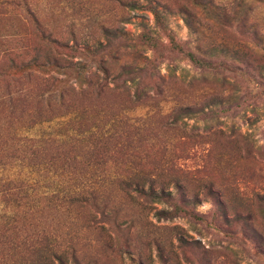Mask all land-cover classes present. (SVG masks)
I'll list each match as a JSON object with an SVG mask.
<instances>
[{"label": "trees", "instance_id": "trees-1", "mask_svg": "<svg viewBox=\"0 0 264 264\" xmlns=\"http://www.w3.org/2000/svg\"><path fill=\"white\" fill-rule=\"evenodd\" d=\"M40 5H57L58 19L65 12L70 24L60 26L67 29L49 24ZM59 5L96 6L85 19L72 20ZM102 5H114L113 12ZM170 5H190L181 8L191 31L199 29L197 9L240 38L233 33L205 51L179 41L167 24ZM125 9L150 12L153 23L140 21L133 34ZM263 9L264 0H0V264H108L113 255L122 264L128 255L154 264L151 247L167 264L162 228L149 221L151 213L224 232L219 219L229 217L228 188L208 169L207 137L230 136L208 125L203 133L172 131L184 119L209 124L245 104L255 108L256 89L264 87ZM162 51L189 60L202 78L180 77L172 63L163 74ZM88 52L94 65L84 57ZM93 66L102 75L69 84ZM226 73L245 77L247 86L233 77L230 89ZM209 75L220 89L206 83ZM111 93L124 102H109ZM192 96L197 100L182 102ZM162 100L174 105L155 111L152 105ZM164 114L171 120L154 121ZM199 190L212 201L211 216L197 210ZM230 197L245 207L264 203V191L248 192L240 183ZM236 214L243 233H255L251 213ZM177 239L187 243L182 233Z\"/></svg>", "mask_w": 264, "mask_h": 264}, {"label": "rangeland", "instance_id": "rangeland-1", "mask_svg": "<svg viewBox=\"0 0 264 264\" xmlns=\"http://www.w3.org/2000/svg\"><path fill=\"white\" fill-rule=\"evenodd\" d=\"M57 5H40L42 9V15L53 27H59L67 29L60 25L70 24L69 16L65 15L64 12L58 19L55 10L58 8ZM60 9L68 11L72 20L75 17L84 18L86 13H90V8L96 5H59ZM103 11L107 12L109 15L113 12L114 5H102ZM171 10L167 14V24L170 29H172L174 36L179 41L190 40L191 46L202 47V50L214 48L216 42L225 36L231 37L235 32H226L222 28V23L218 21L209 20L207 15L198 12L194 9L196 28L197 31L192 29L189 30L185 20L184 13L182 11V6L190 7V5H170ZM256 6V5H255ZM56 7V8H54ZM89 9V11L87 10ZM127 17H129L128 23L125 27L131 33H137L139 30L138 24L140 21L153 23V16L150 12L144 10H134L126 13V9L123 11ZM239 13V12H238ZM240 13H243L241 11ZM264 14V9L262 11ZM261 14V16H262ZM241 14H237L235 19L240 18ZM238 17V18H236ZM91 18V17H90ZM113 18H108V21H112ZM93 22H97L95 17H92ZM201 23L204 25L201 26ZM97 25V23H94ZM86 25H89L86 22ZM80 33H82V26H79ZM83 28H85L83 26ZM195 28V29H196ZM235 30V29H234ZM93 30L89 29L88 33ZM236 31V30H235ZM236 38L238 34L235 33ZM82 35V34H80ZM85 35V33H84ZM83 36V35H82ZM80 36V37H82ZM94 36H98L96 32ZM93 36V37H94ZM264 52V50H262ZM163 56H166L165 62L162 65V73L167 74L168 66L175 65L178 67V75L180 77L189 80L193 75L202 78L203 75L196 74L198 71H194L192 64L189 60L182 58V56L170 54L168 51L161 52ZM88 61L94 65L95 62L92 61L93 54L90 52L84 55ZM120 64H113V69L115 72L118 71ZM92 72H97L102 75L101 71L97 70L95 66L86 74V77L76 78L74 75L71 77L69 84H85L89 79ZM57 73V72H55ZM57 78L66 80L68 79L61 73L55 74ZM229 77V84L226 86L233 88V77H236L238 84L241 87H246L247 82L245 77L239 74L226 73ZM224 76V75H222ZM218 79V78H217ZM148 82V80H147ZM199 81H197L198 83ZM200 83V82H199ZM211 86L219 87L222 86L220 80L216 81L213 75H209L208 81ZM78 84V85H79ZM222 89V88H221ZM132 92V90H131ZM258 101L255 98L252 102L256 101L255 108L253 106H248L245 104L243 107L238 109L234 114L218 116L212 119L209 124H205L202 121H195L194 119H184L182 123H179L178 131H172V133L191 135L192 132L203 133L205 131L206 125L208 127H217V129H224L227 135L230 136L232 140H221L217 138L218 136L212 134L207 137L211 143V157L210 161L212 164L208 168L213 179L218 183L221 181L227 186V197H229V217L228 219H219V225L225 228V231H217L216 229L208 226L207 224H194L189 221L186 217H178L172 220H158L153 213L149 215V221L153 222L155 225L160 226L159 229L162 233L160 236L163 237L165 241V251L167 264H264V203L255 202L254 204H249L246 207L240 206L238 201L234 198L231 199L230 191L240 183L241 187L245 191L251 192L253 189L264 191V87H258L256 89ZM109 102L117 101L119 103L124 102V98L117 96L116 93H111L107 97ZM190 99V100H189ZM195 97H190L187 100H182V102L196 101ZM172 103H164V100L153 104V108L156 111L158 108L167 107L168 110L173 106ZM167 110V111H168ZM168 114H164L162 118H158L154 121L162 120L170 121L171 117H166ZM195 126V127H194ZM168 134V133H167ZM235 137L238 139L239 143H235ZM234 140V141H233ZM194 141V140H193ZM191 142L189 145H194L196 142ZM253 144V146H252ZM249 149L252 154L250 157L245 158L246 149ZM248 150V151H249ZM224 158L219 162V158L222 155ZM253 155V156H252ZM242 157V158H241ZM245 159H244V158ZM244 159V160H243ZM247 176L246 180L241 181V178ZM192 193L194 189L198 190L193 184ZM196 193V192H195ZM204 190H199V195L203 201L198 205L197 210L201 213H206L207 216H211L213 213V204L210 198L204 196ZM230 200V201H229ZM158 208H163V205H156ZM1 207V204H0ZM239 210V211H237ZM155 211V210H154ZM245 211V212H244ZM242 213L245 217L249 216V221L255 228V233L252 231L245 230L246 234L243 233L241 224L237 221L239 215L236 213ZM175 226H179L180 229H174ZM229 230V232L227 231ZM182 233L187 240V243H183L177 239V235ZM251 234L252 236H250ZM150 253L153 257L154 264H165L157 253V250L153 247L150 249ZM128 255L126 264H137L136 259ZM108 264H122L118 256L113 255L112 259Z\"/></svg>", "mask_w": 264, "mask_h": 264}]
</instances>
